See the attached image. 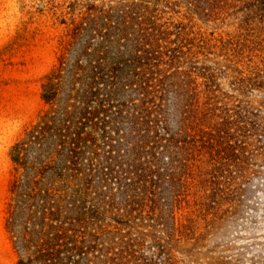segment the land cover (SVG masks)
I'll return each mask as SVG.
<instances>
[{"label": "trees", "instance_id": "obj_1", "mask_svg": "<svg viewBox=\"0 0 264 264\" xmlns=\"http://www.w3.org/2000/svg\"><path fill=\"white\" fill-rule=\"evenodd\" d=\"M39 1L64 30L9 147L15 264H232L209 255L264 179V0Z\"/></svg>", "mask_w": 264, "mask_h": 264}, {"label": "rangeland", "instance_id": "obj_2", "mask_svg": "<svg viewBox=\"0 0 264 264\" xmlns=\"http://www.w3.org/2000/svg\"><path fill=\"white\" fill-rule=\"evenodd\" d=\"M39 0H0V264H15L17 256L4 229V207L11 161L9 147L32 121L43 103L40 83L55 62L63 27ZM236 25L223 28L235 33ZM264 179L253 182L238 223L216 240L211 257L232 264H264ZM197 259L193 264H203Z\"/></svg>", "mask_w": 264, "mask_h": 264}]
</instances>
